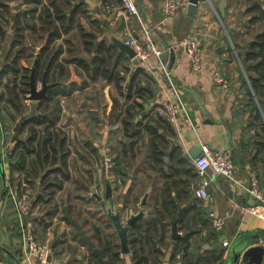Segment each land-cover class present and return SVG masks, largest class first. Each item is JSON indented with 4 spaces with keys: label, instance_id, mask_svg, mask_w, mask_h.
Returning <instances> with one entry per match:
<instances>
[{
    "label": "crops",
    "instance_id": "crops-1",
    "mask_svg": "<svg viewBox=\"0 0 264 264\" xmlns=\"http://www.w3.org/2000/svg\"><path fill=\"white\" fill-rule=\"evenodd\" d=\"M13 1L5 2L7 7H5L3 12L5 14L3 16L4 19L0 17V26L4 33V35H0V39H6L5 44L0 46V52L2 51V54L5 55V62L13 40L17 13L22 12L26 15L32 5L31 3H26L25 0H22V3ZM165 1L135 0L140 17L151 27L156 44L164 49L162 61L166 63V68L154 56L141 60L136 57L129 58L122 51L128 61L118 64L114 71V74L119 77L123 88L128 85L138 67L143 68L147 77L150 78L145 77L147 81L151 82L150 86L154 97L148 101L149 104L145 112L138 114L135 120H141L144 123L149 118L156 117L162 102L171 94V86L166 73L169 72L170 78L176 83L179 94L187 104L188 115L192 122H189L183 113L178 115L175 124L168 122L175 133V138L172 139L175 141L176 147L180 148L183 156L193 164L194 159H191L189 152L194 147H201L203 144H208L212 149L220 153L230 152L236 163L239 177L248 179L250 173H256L264 191V145L260 137H255L258 128L254 119L249 116V108H247L249 98L247 95L248 83L242 63L248 44L253 42V35L260 29L256 25H250V21L255 14L249 9H252L253 5H258L259 8L264 9V0H224L225 16L221 17V19H219L220 11L218 7L222 0H199L196 5L195 17L189 16L186 8L185 10L178 9L172 19H164L162 4ZM74 4L81 5V9L83 8L84 10V13L77 15V21L84 33H91L95 38L94 44L90 46L92 51H85L83 44L78 38L80 32L73 29V47L75 48L76 46L78 49L76 57L85 58L89 63L97 56L96 49L100 43H103L102 46L107 48L114 45L109 39L110 36L123 41L124 29L127 26H131L135 34L139 33L137 20L133 17L128 18L122 15L120 0H76L72 2V6ZM2 10L3 8L0 6V11ZM214 21H220L221 23L215 35L212 34L216 31L213 32L212 30ZM65 35L63 34L62 39L65 38ZM185 38L198 40L202 47V67L198 72L191 69L186 49L182 45ZM62 39L58 40L57 47L62 45L63 50L65 43L62 42ZM43 43L41 42L40 45L35 46V55L39 52ZM223 45L225 47L222 48ZM114 46L116 47V45ZM117 50L121 52L118 48ZM2 60L0 59V70L5 65ZM73 66L81 72V68L76 64L73 63ZM168 66L171 67L170 70L167 69ZM217 69L225 73L229 79V88H222L214 83L213 73ZM85 76V80L87 78L93 81L102 80L103 91L101 95L98 97L97 95L79 96L78 94H82V91L90 88L89 85L85 84L84 88L72 92L73 98L72 95L68 96L70 97V102L67 101V96L63 97L60 102L62 107L61 120L67 127H70L67 121L73 120V130L67 129V133L69 135L73 134V139L78 141V143L73 142V167L81 171V177L87 178L84 185H87L88 182L90 185L88 186L89 192L87 191L89 195L80 194L79 196L81 198L85 197V199L88 198L87 200L91 199L95 204L102 206L103 211L99 214L100 216H105V224L115 233L104 208L106 201L104 199L105 181L109 180L112 188L113 212L122 207L123 216L131 215V213L135 214L141 208V201L135 199L134 195H132V199H127L122 193L119 195V189H121V185L127 184L126 177L131 173L125 195L130 194V191L134 188L133 184L137 180L135 176L139 170L137 168L142 170V173L146 175L143 182H148L149 185H147L148 196L145 205V215L138 220V222H141L153 213V202L157 190L162 186V179L159 174L151 171L148 166L150 136L144 131L142 132V127L140 126L134 128L140 130V137L133 139L125 137L118 114L116 115L115 113L114 117L111 116L114 99L118 102V110L120 108L123 110L129 102H126L125 98L119 93L117 94L113 81H108L101 77L92 79L91 76ZM82 80L85 81L81 79L80 75L73 77V83L76 86H79ZM112 89L117 95H113ZM137 100L141 102V99ZM114 137H116V140L113 143L112 138ZM131 141L135 142L133 145L134 159L137 157L136 152L140 153L141 159L135 162L134 159L133 161L128 160V156L125 161H122L125 168H127L123 171V176L117 178L111 171L107 177L103 170L105 155L115 156L119 152L121 155L126 156L123 148H128ZM82 159L86 160V162H83ZM165 161H168V157ZM129 167H132L131 171ZM15 176L16 179L21 181L20 185L24 187H26L28 182H32L30 183L31 187L37 185L35 187L37 191L35 194L37 195L33 197L36 202L41 190L40 178L25 180L22 177L20 179L17 174ZM211 177V201L204 203L197 200L199 201V206L205 210V218H207L208 211L212 210L223 217L225 223L223 230L217 233L212 229L208 221L204 225L202 232L192 241L194 247L199 246L201 243V246L196 249L194 254L196 256L204 255L205 251L213 246L216 249L223 250V258L218 264H229L231 244L237 239H241L243 235L260 233L258 238L254 237L255 234L251 236V243L241 251V256L248 247L258 245L264 247V208L259 206L261 217L241 212L236 207L237 204L254 205L248 195L241 189L231 186L228 181L220 176L211 175ZM9 178V163H3L0 156V264H40L34 259L28 260L21 251V245L18 244L19 222L16 211H14L15 208H13V200L8 192L11 187ZM76 178H79V175L75 176V182L77 183L78 181L82 186L81 182ZM88 178L91 180L89 181ZM122 179L123 183L120 182ZM95 185L96 192L94 193L92 190ZM97 196L102 199L99 200ZM8 198L11 202H7L6 199ZM63 198L65 200L70 199L67 194ZM192 198L196 200L194 197H191V200ZM38 204L36 203L35 205L37 211L32 214L34 224H36L34 230L37 239L39 236L50 243L54 258L52 264H86L88 253L87 255L84 254L85 259H79L75 253L71 256V251H73V248L76 249L77 246L72 248L70 246H73L76 242L67 244L64 239H59L60 235H57V231L54 229L56 216L51 217L53 218V223L48 225L46 222L49 214L45 213ZM160 207L158 209H161ZM68 208L70 213H72L69 204ZM127 209L130 211L125 214ZM71 215L73 216V213ZM63 219L65 220L64 216ZM77 220L82 223L80 217H77ZM82 226L93 241L97 242L95 228L100 227L96 225L92 228V232H88L85 224ZM60 228H64L63 225ZM169 229L171 239V226ZM101 230L105 232L102 233L101 237L106 234L108 237L111 236L103 227ZM178 231L182 232L179 228ZM211 232H214V235H212V239L207 240L211 236ZM175 241L171 239L169 247L161 248L164 256L160 264H171V249ZM120 258L122 262H118V264H132L131 253L127 255L120 253ZM238 264L246 263L242 262L241 257ZM259 264H264V256Z\"/></svg>",
    "mask_w": 264,
    "mask_h": 264
},
{
    "label": "trees",
    "instance_id": "trees-1",
    "mask_svg": "<svg viewBox=\"0 0 264 264\" xmlns=\"http://www.w3.org/2000/svg\"><path fill=\"white\" fill-rule=\"evenodd\" d=\"M7 1L11 0H0V6L3 8L0 11L2 19L5 16L3 12L7 7L5 3ZM74 1L76 0H25L33 6L26 15L22 12L17 13L10 51L6 56L5 65L0 70V105L5 104L6 112L14 123L20 116L17 124L15 123L16 129L12 136L13 150L3 162L9 163L10 183H13L16 174H24L25 180L32 177L40 178L41 193L35 203L51 202L55 194L64 190L66 183L71 180L68 161L71 148L67 133L59 125L62 107L57 98L83 88L85 81L79 86L73 83L69 89L60 84L47 91L44 98L29 107L24 102L29 99L31 67L20 62L23 61L25 64L32 59L33 67L36 61L35 80L42 81L45 78L51 83L50 73L54 74L57 70L61 76L64 70L63 62H59L62 45L57 47V42L62 39L63 34L69 33L72 29L78 30L80 32L78 38L84 50L92 51L90 46L94 44L95 38L91 33H84L77 21V15L84 13V10L81 9V5L72 6ZM249 10L255 14L250 25H256L260 29L253 35V42L248 44L242 60L248 83L247 108H249V116L254 119L258 128L255 137H260L264 145V115L261 110L264 100V9L253 5ZM0 35H4L1 26ZM41 42L44 43L35 55V46L40 45ZM66 43L70 44V42ZM102 45L103 43H100L96 49L97 56L90 63L85 58L76 56L71 62L81 68V75L91 76L92 79L101 77L114 82L119 95L129 103L123 110L122 108L118 110V102L114 99L111 116L118 114L125 137L130 139L140 137V130L134 129L140 126L141 131L150 136L148 166L162 179V186L157 190L153 202V213L129 230L132 264H160L164 256L161 248H167L171 244L169 228L171 221L177 217V203L186 206L187 209L178 218V228L189 234L174 242L170 255L171 264H218L223 258L221 249L212 246L204 255L194 254L201 243L194 247L192 241L202 232L208 219L204 217L205 210L199 206V201L193 198L191 200L192 187L196 182L194 165L183 156L179 147L169 150V139L175 138L172 126L160 114L144 123L135 120L138 114L145 112L148 101L154 97L151 82L145 79L147 74L143 68L138 67L128 85L123 88L114 71L118 64H123L128 58L114 45L108 48ZM10 74L12 78L9 77ZM137 99H141V102ZM10 109L15 111V114ZM1 120L4 122L5 118L2 117ZM134 143L131 141L128 148H123L126 156L119 152L115 156L111 155L114 162L111 171L115 177H122L123 171L127 169L122 161L128 156V160L133 161ZM165 157H168L167 162ZM120 182L123 183V179ZM88 186L89 182L83 188L88 191ZM159 206L161 209H158ZM102 233L101 228H95L97 242H94L98 247L105 246L106 256L112 264L121 263L119 243L107 235L101 237ZM212 235L214 232H211L207 240L212 239ZM18 236V244L21 245L20 227ZM76 236L80 244L86 246L81 237L77 234ZM87 249L86 264H105L97 253L88 247Z\"/></svg>",
    "mask_w": 264,
    "mask_h": 264
},
{
    "label": "built area",
    "instance_id": "built-area-1",
    "mask_svg": "<svg viewBox=\"0 0 264 264\" xmlns=\"http://www.w3.org/2000/svg\"><path fill=\"white\" fill-rule=\"evenodd\" d=\"M121 13L126 17H133L139 24V33L135 34L131 26L124 29L123 41L131 46L136 52V58L141 60L148 59L151 56L157 58L162 66L166 68V63L162 61L164 49L159 47L152 32V29L140 17L135 0H120ZM188 5V0H166L162 4V13L164 19H172L178 9L185 10ZM187 52L192 71L201 70L202 47L198 40L185 38L182 44ZM166 71V69H165ZM171 86V94L163 102L158 111V114L165 119L175 124L177 117L183 113L187 120L191 122L188 115L187 104L183 101L177 90L176 83L170 78L169 72H166ZM213 81L216 85L222 88H229L230 81L220 69L213 73ZM192 123V122H191ZM13 150V145L10 143L1 142L0 156L3 161L9 157ZM113 157L110 154L105 155L103 159L104 174L108 177L114 165ZM4 163V162H3ZM193 165L196 173V182L192 187V195L194 198L208 203L211 201L210 186L213 176L224 178L229 184L237 189L244 191L254 205H236L243 213L261 217L259 206L264 208V191L261 187L260 180L256 173H250L249 178H241L237 172V166L230 152L220 153L212 149L208 144L201 145V153L193 160ZM14 205L17 211L18 222L20 227L21 251L28 259H34L40 264H52L54 258L51 247L48 243H41L37 240L35 234L34 218L32 217V202L25 197L13 195ZM130 215L122 217V222L125 224ZM208 221L212 229L220 233L223 230L225 219L217 215L214 211H208Z\"/></svg>",
    "mask_w": 264,
    "mask_h": 264
},
{
    "label": "rangeland",
    "instance_id": "rangeland-1",
    "mask_svg": "<svg viewBox=\"0 0 264 264\" xmlns=\"http://www.w3.org/2000/svg\"><path fill=\"white\" fill-rule=\"evenodd\" d=\"M13 2L22 3V0H14ZM32 6L33 5H31L30 7H32ZM67 34L65 35V38L62 39V42L63 43L70 42V44H68V43L64 44L62 53L60 54V60H59V62H61V63L63 62L64 70L61 72L62 73V74H60L61 76H59V72L57 70L54 74L50 73L49 76H50V82L59 81L61 84H63V87L65 86L66 89H69V88H71V84L73 86V77H77L80 75L81 79L85 80L86 76L81 75L80 70H77L73 66V62H71V61H73V57L78 55L77 54L78 49L76 48V46H75V48L73 47V29ZM5 40L6 39H2V38L0 39V46L5 44ZM4 56L5 55H3L2 51H1L0 52V57H1L0 59H3L2 63L5 62ZM31 62H32V59H30L25 64L22 61V62H20V64L22 63V65H25L27 67H32ZM9 77L12 78L11 74ZM82 81L80 82V85L83 83ZM85 81L86 82L84 83V87H85V84H87L90 86V88L86 91L84 90L85 92L82 91V94H78L79 96L97 95V97H98L99 95H101V93L103 91L102 80L97 79L96 81H93V80H88V78H87V80H85ZM37 86H38V88L41 87V81L40 80L37 81ZM0 90H1V87H0ZM115 91L118 94V91L116 89H115ZM115 91H114V89H112L113 95H117ZM71 95L73 98V93H72V94H68V95L59 96L57 99H59L61 102L63 97L67 96L66 99L68 102H70V99H69L70 97H68V96H71ZM37 102L38 101H32V100L28 99L24 103L30 107L32 105H35ZM262 105L264 108V100L262 102ZM263 108L261 107V110H262V113L264 115ZM0 110H1L0 111V145H1V142H5V143H9V144L11 143L13 145L12 136L14 135V132H15L14 130L16 129V124H17V121L20 119V116H18L19 119L17 118L15 120L16 121L15 122L16 124H15L12 121L11 117L8 115V112H6L4 103H1ZM10 111L15 114V111H12L11 109H10ZM61 115H62V113H61ZM2 117L5 118L4 122H2V120H1ZM67 122H68L67 124H70V127H67L66 124H64V122H62V120L59 122V125L63 128V131H65L66 133L68 132L67 129L73 130V120L71 119ZM2 135H3V137H2ZM23 135H25V133H23ZM67 135H68V143H69V146L71 148V156L69 157V160H68L69 161V167H70V175H71L70 179L71 180L66 183L64 190L58 191L55 194L54 199L51 202L46 203L44 201H41V202H38L39 204L38 203L37 204L39 207L41 206V209L44 210L45 213L47 212L49 214V217L47 218V222H46V223H48V225H51L53 223L52 222L53 218H51V217L54 215L56 216V220H55L56 224L54 226V229L57 231V235H60L59 239H64V241L67 244L74 242V241L76 242L73 244V246H70L71 248L74 246H77L76 249L73 248L74 252L71 251V256H73L75 253L76 255H78L79 259H85L84 254L87 255L88 249L86 246L81 247L79 240H77L78 238L76 236L75 228H74L73 224L70 221H66V219L65 220L63 219L64 204L70 205V210L73 213V217L76 219H77V217H80V220L83 222V224H85V227H86V229H88V232H92L91 231L92 228L97 225L100 228L103 227L106 230V232L112 236V239L114 241H118V239L115 236V233H113L110 230V227L107 224H105V216H100V214H99L103 211L102 206L95 204L93 201H91V199L87 200L88 198L85 199V197L81 198V196H79L80 194H84L86 196L89 195V193H88L89 191L87 192L83 188V186H85L84 183H85L87 178H84V176L81 177L80 176V175H82L81 171L78 169H77L78 170L77 171L73 167L74 166L73 156H72L73 155L72 154L73 153V142L78 143V141L73 139V134L69 135L67 133ZM115 140H116V137L112 138L113 143L115 142ZM139 154H140L139 152H136L137 157L134 159L135 162L136 161L138 162L141 159V155H139ZM82 161L86 162V160H84V159H82ZM137 169H139L138 172L135 174L137 180H136V183L133 184L134 188L132 189V191H130L131 193L125 195V193L127 192V187L129 185V178L131 175V173H129L126 177V181H127L126 183L127 184L121 185L122 187H121V189H119V191H120L119 195H121V193H122V195H124L127 199H132V195H134L135 199H137V200L140 199V201H141V199L143 197L142 195H144V194H142V192H144V191L147 192V185H149V183L143 182L146 175H144V173H142V170L140 168H137ZM129 170L131 171L132 167H129ZM130 171H126V172H130ZM76 175H79V178H76V179H78L79 182H81L82 186L80 185V183H78V181H77V183L75 182V176ZM19 176H20V179H22V178L25 179L24 174H21ZM31 179H34V178L32 177ZM138 179H140V180H138ZM30 183H32V182H28L26 184V187H24V186L20 185L21 181L16 179V176H15V180L13 181V183H9L11 187L8 189L9 190L8 192H9V195L11 196V198L13 200V204H14L13 195H17L19 197H25L28 201L32 202L33 205H32L31 212L33 214V213H35V211H37L35 209L36 203H35V200L33 199V197L35 195H37V194H35L37 192L35 189V187L37 185H33L34 187H31ZM40 193H41V190H40ZM117 193H119V192H117ZM65 194L69 195L70 199L65 200L63 198V196ZM6 200H7V202H11L9 198ZM138 206H139V204H138ZM136 207H137V205H136ZM13 208H15V205ZM14 211H16V208ZM122 211H123V209H122ZM129 211L130 210L127 209L125 214H128ZM16 214H17V211H16ZM102 217H104V218L102 219ZM207 218H208V216H207ZM61 225H63L64 228L61 229L60 228ZM37 240L41 243H48L50 245L49 242L45 241V239H43L39 236H38ZM50 247H51V245H50Z\"/></svg>",
    "mask_w": 264,
    "mask_h": 264
},
{
    "label": "water",
    "instance_id": "water-1",
    "mask_svg": "<svg viewBox=\"0 0 264 264\" xmlns=\"http://www.w3.org/2000/svg\"><path fill=\"white\" fill-rule=\"evenodd\" d=\"M199 0H188L187 5V14L191 17H195V11H196V5L198 4ZM224 0L221 1L219 4V11H220V17L225 16V9H224ZM220 21H214L212 30L216 34L217 30L220 27ZM109 39L116 45V47L120 50L125 52L129 58H134L136 56V52L134 49L125 44L124 41L121 39H117L114 36H110ZM252 42V41H251ZM225 47V45L222 46V48ZM36 64V61L34 62V65ZM31 67V74H30V80H29V89H28V98L32 101H40L42 98H44L47 94V91L50 89L59 86L61 83L59 81L48 83L45 78L41 81V87L38 88L37 81L35 80V67ZM170 66L167 67L168 70H170ZM170 141V149L173 150L176 145L175 141L173 139H169ZM201 153V147H194L190 152L189 155L191 159H195L198 157V155ZM165 160H167V157H165ZM105 195L104 199L106 200L104 203V208L106 210V214L108 216V219L113 226L116 236L118 238V243L120 246L119 252L123 255H127L130 253V247H129V230L137 224L138 220H140L145 215V205L147 203V196L148 192H146L142 199H141V208L139 212L135 214H131L129 218L126 220L125 224L122 222V208L116 209L115 212H113V206H112V188L110 185L109 180L105 181ZM92 192H96V185L94 186ZM97 195V194H95ZM99 200L102 198L97 196ZM177 217L171 221V239L173 241L179 239L180 237H185L189 234V232H179L178 231V218L181 217L182 213L185 211L186 206H181L179 203H177ZM64 213L63 216L67 221H70L74 228L75 232L78 236L81 237L82 241L85 243V245L93 250L95 253H97L104 261L105 264H112L110 260L106 256L105 252V246L98 247L96 243L93 241V239L86 233L85 229L81 225V223L74 218L68 208V204H64ZM254 235V237L258 238L260 236V233H248L246 236H242L241 239H237L231 244L230 247V257H229V264H238L240 258L242 257V262L246 264H259L262 261V258L264 256V247L263 246H252L248 247L241 256V251L248 246V244L251 243V236ZM218 247V246H216Z\"/></svg>",
    "mask_w": 264,
    "mask_h": 264
}]
</instances>
